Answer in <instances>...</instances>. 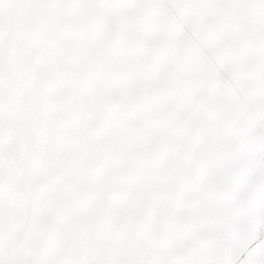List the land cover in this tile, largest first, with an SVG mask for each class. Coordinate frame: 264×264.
<instances>
[{
    "label": "rangeland",
    "instance_id": "1",
    "mask_svg": "<svg viewBox=\"0 0 264 264\" xmlns=\"http://www.w3.org/2000/svg\"><path fill=\"white\" fill-rule=\"evenodd\" d=\"M0 264H264V0H0Z\"/></svg>",
    "mask_w": 264,
    "mask_h": 264
}]
</instances>
